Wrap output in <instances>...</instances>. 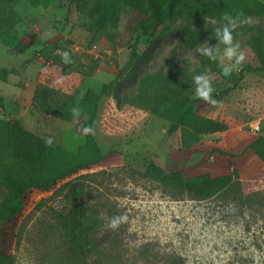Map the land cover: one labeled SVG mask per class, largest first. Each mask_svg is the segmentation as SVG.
Here are the masks:
<instances>
[{"label":"rangeland","instance_id":"obj_1","mask_svg":"<svg viewBox=\"0 0 264 264\" xmlns=\"http://www.w3.org/2000/svg\"><path fill=\"white\" fill-rule=\"evenodd\" d=\"M259 1L264 4V0ZM139 4L147 12L146 0H138ZM99 8L96 0L85 4L52 0L47 9L26 2L19 5L20 23L0 37V68L13 72L8 83L0 81V96L5 98L0 105V120L77 152L87 142L88 123H68L46 115L33 101L38 85L82 98L91 89L100 93L105 84L118 78V93L128 94L136 90L143 73L166 69L170 60L194 70L200 64L198 47L208 46L213 54L218 48L223 55L227 46L215 35V28L227 21L187 14L176 21L178 30L159 29L143 36L141 30L132 28L136 23L130 20V8L124 7L119 25L100 21ZM137 15L135 21L150 22L148 15ZM260 25L264 28V21L257 16L237 20L233 42L240 45L245 60L230 76L217 74L206 64L195 73L207 76L213 88L210 95L225 92L209 108L231 129L227 137L217 139L224 141L220 148L204 139L180 150L182 144L177 137H161L162 120L136 108L119 110L114 98H104L93 130L104 155L102 163L66 180L61 185L71 181L66 188L29 196L13 247L16 264H72L67 244L56 227L58 216L68 215L73 209L77 192L88 208L87 216H93L91 207H97L99 216L107 222L120 220L117 230L128 249L123 264H167L170 260L176 264H264V164L249 151L236 158L241 153L238 146L259 135L252 126L261 120L260 134H264V73L248 70L258 67V62L246 45L249 31ZM18 44L26 47L24 54L16 52ZM61 52L69 53L71 63H64ZM223 63L231 66L235 58H225ZM134 68L138 69L137 78H130ZM192 78L189 89L195 93ZM208 103H200L198 112L204 114ZM234 134L240 137L235 140ZM213 150L229 156L218 153L212 161ZM192 161L198 164L200 173L212 176L229 174L238 167L245 194L262 192V198H256L251 207L237 206L222 195L196 201L149 169L154 162L167 174L183 168L189 177L187 164ZM228 161L231 165L224 167ZM147 248L151 251L148 261Z\"/></svg>","mask_w":264,"mask_h":264},{"label":"trees","instance_id":"obj_2","mask_svg":"<svg viewBox=\"0 0 264 264\" xmlns=\"http://www.w3.org/2000/svg\"><path fill=\"white\" fill-rule=\"evenodd\" d=\"M51 1L0 0V37L13 31L20 23L21 15L18 11L20 4L26 2L33 7L47 9ZM87 1L75 0L77 4H85ZM96 2L100 6L98 19L110 25H119L124 7L130 8L133 11L130 20L136 23L132 28L141 30L143 36H149L159 29L174 32L179 29L176 21L186 18L187 14L208 16L219 21H226L223 19L225 14L232 16L236 21L257 16L264 21V4L259 0H146L147 12L142 9L141 4L138 6V0ZM139 12L148 15L150 22L135 21ZM246 45L255 54L258 62V67H249L248 70L264 73V28L261 25L249 31ZM16 52L24 54L26 47L18 44ZM56 62L61 64L60 59ZM203 64L217 74L222 72L219 59L213 61L200 53V64L194 70L170 60L166 69L161 68L156 72L140 75L136 90L123 95L117 91L118 78L105 84L100 93L91 89L82 98L62 93L43 84L38 85L34 91L33 101L42 107L46 115L68 123L83 120L88 123L87 142L77 152H70L54 144L50 139L10 121L0 120V184L4 189V195L0 196V264H16L13 247L19 236L21 218L32 193L45 194L56 191L59 187L66 188L71 184L70 181L61 186L66 180L81 172L92 170L102 163L104 155L93 130L99 104L104 98H114L119 110L125 107L136 108L166 122L164 127L166 126L168 136L181 133L183 149L199 143L202 135L225 131L227 129L225 122L210 119L198 112V106L204 100L189 89L190 79ZM73 69L76 71L77 68ZM12 74L13 72L8 69L0 68V81L8 83ZM137 75L138 69L134 68L130 78H137ZM223 95L225 92L210 96L213 100H219ZM4 103L5 98L0 96V105ZM73 109H77L79 115H74ZM49 140L51 144L48 143ZM246 151L251 152L264 164V134L259 133L236 158L241 157ZM214 152L221 156H229L222 150ZM149 169L163 176L179 193L200 202L222 195L237 206L251 207L256 198H262L263 195L262 192L245 194L238 167L233 168L229 174L215 177L210 174L186 177L183 168L167 174L154 162L149 164ZM71 188L74 191L75 187ZM87 209L77 192L74 193L71 212L58 216L56 230L67 244L71 263L123 264L128 249L117 230L120 229L119 226L115 229L109 227L111 221L107 222L99 216V208L91 207L93 216H87ZM150 253V249L147 248V261L150 260ZM171 261L173 260L167 264H176Z\"/></svg>","mask_w":264,"mask_h":264},{"label":"clouds","instance_id":"obj_3","mask_svg":"<svg viewBox=\"0 0 264 264\" xmlns=\"http://www.w3.org/2000/svg\"><path fill=\"white\" fill-rule=\"evenodd\" d=\"M223 19L226 20L227 23L223 24L221 27L215 28V35L219 38L220 43L223 45H227V47L223 51V55L219 54L218 48L216 49L217 54L213 55L212 48L208 46L198 47L197 51L210 60L216 61L219 59V66L222 69L223 75L230 76L232 74L233 68L236 67V65L242 64L245 60V57L244 54L239 51L240 45L238 43L233 42L232 30L237 27L236 19H234L228 14H225ZM244 22L247 23L250 21L246 20ZM60 55L64 63H71V61L68 60V52H61ZM225 58H227L228 60H232L233 58H235V64L231 66L225 65L223 63ZM192 79L196 85L195 95L204 101L215 103V101L210 96V93L213 92V88L207 76L205 74H199L194 75ZM73 114L79 115L78 110L73 109ZM48 143L51 144V141L49 140ZM119 223V219H112L109 224V227L115 229L119 225Z\"/></svg>","mask_w":264,"mask_h":264},{"label":"crops","instance_id":"obj_4","mask_svg":"<svg viewBox=\"0 0 264 264\" xmlns=\"http://www.w3.org/2000/svg\"><path fill=\"white\" fill-rule=\"evenodd\" d=\"M218 104H220V102L219 103H217L216 104V106H218ZM210 106H211V102H209L208 104H206L205 105V107L203 108V112H204V116H206V117H208V118H210V119H213V120H217V121H219L218 120V118L216 117L218 114L216 113V111H213L212 112V109H211V111L209 112V108H210ZM216 110V109H215ZM155 118V117H154ZM153 118V119H154ZM160 124H162L161 126H162V129H161V132H162V134L163 135H161V137H163L164 138V140L166 139V137H168V138H173V137H177L178 138V140H179V142L181 143V133L179 132V133H177V134H175L174 136H172V137H169V136H166L167 134H166V129H165V127H164V125H165V122H162V123H160ZM230 130L231 129H226L225 131H223V132H221V133H216V134H212V135H202V136H200V141H199V143H202V141L204 140V139H210V143H214V144H216L217 145V147H216V149H218V148H220V145L222 144V143H224V141H219L218 142V140L217 139H219V137H227V133H230ZM165 135V136H164ZM229 135V134H228ZM256 135V134H255ZM207 137H209V138H207ZM237 137H240L239 135H236V134H234V138H235V140H236V138ZM216 138V139H215ZM215 140V141H214ZM252 141H254V138L251 140V141H244V144H237V145H239L238 147H239V149H240V152H242V151H244V149H245V146H247L248 144H250ZM236 142V141H235ZM198 144V143H197ZM195 146V145H194ZM194 146H192V147H194ZM191 147V148H192ZM243 147V148H242ZM242 148V149H241ZM183 148H181L180 150H182ZM183 150H186V149H183ZM214 151V150H213ZM182 152V151H181ZM217 156L218 155V153L217 152H215L214 153V155L212 156L211 155V159H213L212 161H214V156ZM204 162H207V161H204ZM231 162L230 161H228V163L227 162H225V165L223 164V166L224 167H227V166H230L231 164H230ZM229 164V165H228ZM187 165H190L189 166V177H193V176H197V175H201L202 173H200L199 172V170H198V164L196 163V162H194V161H192L191 163H188ZM230 168V167H229ZM209 174V173H208ZM210 175H212V174H210ZM213 177H215V176H213Z\"/></svg>","mask_w":264,"mask_h":264},{"label":"built area","instance_id":"obj_5","mask_svg":"<svg viewBox=\"0 0 264 264\" xmlns=\"http://www.w3.org/2000/svg\"><path fill=\"white\" fill-rule=\"evenodd\" d=\"M253 132L257 135L262 131V120L252 126ZM246 193V192H245Z\"/></svg>","mask_w":264,"mask_h":264}]
</instances>
